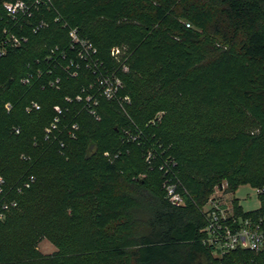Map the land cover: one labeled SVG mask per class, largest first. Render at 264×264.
I'll return each instance as SVG.
<instances>
[{
    "label": "trees",
    "instance_id": "obj_1",
    "mask_svg": "<svg viewBox=\"0 0 264 264\" xmlns=\"http://www.w3.org/2000/svg\"><path fill=\"white\" fill-rule=\"evenodd\" d=\"M12 1L0 0V48L3 30L28 42L0 56V264H264V253L247 249L214 256L201 232V208L216 188L264 186V0H38L33 19L46 25L36 32L8 19L3 4ZM70 27L106 61L121 49L131 102L122 110L101 99L98 119L69 114L79 129L74 139L60 136L62 155L61 138L45 139L44 128L52 106L88 79L63 77L55 89L43 68ZM31 101L40 108L26 110ZM132 123L168 147L184 204L165 198L145 145L124 138ZM258 198L251 211L231 204L256 215ZM42 236L63 250L57 263L35 251Z\"/></svg>",
    "mask_w": 264,
    "mask_h": 264
},
{
    "label": "built area",
    "instance_id": "obj_2",
    "mask_svg": "<svg viewBox=\"0 0 264 264\" xmlns=\"http://www.w3.org/2000/svg\"><path fill=\"white\" fill-rule=\"evenodd\" d=\"M38 0L32 3L24 1L5 2L3 8L5 13L14 23L29 21L31 30L36 32L46 25L42 18L33 19L34 11L38 9ZM65 25V24H64ZM2 39L3 47L0 48V56L5 53V47H16L28 42L27 35H17L13 32L7 33ZM68 43L65 47H51L45 57V68L47 74H54L47 81L49 87L59 88L61 79L77 78L84 76L88 80L82 84L74 95L64 97L62 104L52 106L53 117L44 128L45 139H56L60 136L74 139L79 129L74 116L81 111L86 112L94 119H98V105L101 99L116 103L122 110L130 104V96L123 93L124 83L121 72L127 70L125 64L126 56L119 47H112L109 52V61L98 56L94 43L80 34L76 27H70L67 31ZM39 68L37 75L43 72ZM32 74L29 72L21 78L22 84H30ZM44 88V85L42 86ZM9 110L11 105L5 104ZM39 104L31 101L26 110H38ZM161 113L146 122L145 127L154 125ZM14 132L19 133V127H14ZM124 138L137 145L143 144V160L150 169L156 168L161 175V187L165 198L174 205L184 204V189L179 180V169L176 160L168 154V147L151 142L144 130L132 123L123 129ZM61 138V137H60ZM64 141L60 140L59 153L64 154ZM109 156L108 153H104ZM34 181L30 175L24 182L28 187ZM2 179L0 178V183ZM257 195H264V186L255 188ZM222 192L215 189L207 202L202 206L201 212L205 219V225L201 229L203 233L202 243L210 248L215 256H222L237 249H247L254 253H264V211L256 215H242L235 212L231 202L225 201ZM12 206L15 202L11 203Z\"/></svg>",
    "mask_w": 264,
    "mask_h": 264
},
{
    "label": "rangeland",
    "instance_id": "obj_3",
    "mask_svg": "<svg viewBox=\"0 0 264 264\" xmlns=\"http://www.w3.org/2000/svg\"><path fill=\"white\" fill-rule=\"evenodd\" d=\"M160 112H157L159 114ZM162 144V143H160ZM143 158V156H142ZM225 187V184H223ZM218 195H222L225 201L231 202V199L235 198L242 211H251L259 208L260 200L256 194L255 188L249 184L239 185L233 193L224 194L218 192ZM35 251L43 257H49L55 260V263L59 259H62L63 250L60 249L49 237H39L35 244ZM215 256V255H214Z\"/></svg>",
    "mask_w": 264,
    "mask_h": 264
}]
</instances>
